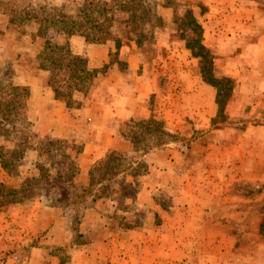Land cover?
Returning a JSON list of instances; mask_svg holds the SVG:
<instances>
[{
    "label": "rangeland",
    "instance_id": "374dc122",
    "mask_svg": "<svg viewBox=\"0 0 264 264\" xmlns=\"http://www.w3.org/2000/svg\"><path fill=\"white\" fill-rule=\"evenodd\" d=\"M153 245L264 264V0H0V264Z\"/></svg>",
    "mask_w": 264,
    "mask_h": 264
},
{
    "label": "crops",
    "instance_id": "0c3cea01",
    "mask_svg": "<svg viewBox=\"0 0 264 264\" xmlns=\"http://www.w3.org/2000/svg\"><path fill=\"white\" fill-rule=\"evenodd\" d=\"M210 187H211V189H215V192L219 191V193H217V194L215 193V195H214V192H211V194H213L214 196L210 194L211 195L210 197H211L212 200L209 201L208 205L206 206L207 213L209 215H211V216H214V214L211 211L215 207V202H217V207L218 208L221 205L222 206L225 205V202H220V201L221 200L225 201L226 200L225 199L226 195H225V193H220L221 190H224V186H210ZM234 197H235L234 201L235 202L237 201V202L234 203L233 206L234 207H236V206L239 207L240 206V204H239L240 200L238 199V195H236ZM220 215H221V217H224L223 213L220 214ZM239 215L237 216V218H238V221H241ZM237 232L240 233L241 231L240 232L237 231ZM158 248L160 249L158 252H157V246L153 245L151 248H148L147 251L144 248H141V250H140V247H138L136 254H135L134 250H132V253L129 252V254H127L126 256L123 253L122 254L123 257L121 258L122 259V263L131 264V263L128 262V260H131L130 257H133V258L137 257L138 261L135 264H156L157 263V257L161 258L166 253V251L168 250L166 248L161 247L160 245H159ZM107 250H108V252L110 254L112 252V247L107 245ZM108 252H107V254H108ZM96 264H98V263L96 262Z\"/></svg>",
    "mask_w": 264,
    "mask_h": 264
},
{
    "label": "trees",
    "instance_id": "16d2710c",
    "mask_svg": "<svg viewBox=\"0 0 264 264\" xmlns=\"http://www.w3.org/2000/svg\"><path fill=\"white\" fill-rule=\"evenodd\" d=\"M197 49V51L194 52V48ZM187 48L193 50V55L199 59V74L201 76V80L210 86H213L216 89V98H217V104L218 109L220 110L222 108V103H218V99L220 96H223L225 91H227V79H213L210 74V61L204 60V62L201 61V57L203 54L206 53L204 48L200 45L198 38L193 40L192 42L187 43ZM204 52V53H203ZM22 90L25 93V88H19V87H13L12 91H18Z\"/></svg>",
    "mask_w": 264,
    "mask_h": 264
}]
</instances>
